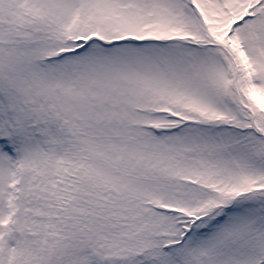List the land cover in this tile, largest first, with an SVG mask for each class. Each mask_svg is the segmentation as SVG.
<instances>
[{"label":"snow or ice","instance_id":"snow-or-ice-1","mask_svg":"<svg viewBox=\"0 0 264 264\" xmlns=\"http://www.w3.org/2000/svg\"><path fill=\"white\" fill-rule=\"evenodd\" d=\"M0 264H264V0H0Z\"/></svg>","mask_w":264,"mask_h":264}]
</instances>
